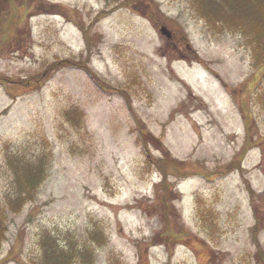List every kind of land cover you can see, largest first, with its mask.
I'll use <instances>...</instances> for the list:
<instances>
[{
  "label": "rangeland",
  "instance_id": "1",
  "mask_svg": "<svg viewBox=\"0 0 264 264\" xmlns=\"http://www.w3.org/2000/svg\"><path fill=\"white\" fill-rule=\"evenodd\" d=\"M262 2L3 0L0 264H264Z\"/></svg>",
  "mask_w": 264,
  "mask_h": 264
},
{
  "label": "trees",
  "instance_id": "2",
  "mask_svg": "<svg viewBox=\"0 0 264 264\" xmlns=\"http://www.w3.org/2000/svg\"><path fill=\"white\" fill-rule=\"evenodd\" d=\"M2 1L3 0H0V3H2ZM5 1V3L7 2V1H9V0H4ZM10 2L13 4V0H10ZM258 5V8L259 9H264V2H262V3H258L257 4ZM238 27V26H237ZM244 153H241V155H243ZM163 164V163H162ZM161 165V164H160ZM232 166V165H231ZM166 173V172H165ZM164 173V174H165ZM260 253H261V248H260V250H259V254H257V255H260ZM261 256V255H260ZM260 256H257L256 258L258 259ZM6 260V258L5 259H3V260H1V262H3V261H5Z\"/></svg>",
  "mask_w": 264,
  "mask_h": 264
},
{
  "label": "water",
  "instance_id": "3",
  "mask_svg": "<svg viewBox=\"0 0 264 264\" xmlns=\"http://www.w3.org/2000/svg\"><path fill=\"white\" fill-rule=\"evenodd\" d=\"M164 30H166V28L164 26H162L161 27V31L162 32H166L165 34H167V36H169L170 35V32L169 31H164Z\"/></svg>",
  "mask_w": 264,
  "mask_h": 264
}]
</instances>
